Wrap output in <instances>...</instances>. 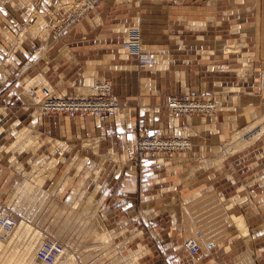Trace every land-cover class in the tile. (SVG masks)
<instances>
[{"label":"crops","instance_id":"0c3cea01","mask_svg":"<svg viewBox=\"0 0 264 264\" xmlns=\"http://www.w3.org/2000/svg\"><path fill=\"white\" fill-rule=\"evenodd\" d=\"M77 1L0 0V193L29 172L56 192L68 177L105 211L97 225L150 212L169 264H190L174 250L190 238L199 264H264V131L224 152L264 113V0H95L54 34L49 19ZM131 29L138 53L125 46ZM37 78L67 93L107 79L115 115L40 112L22 90ZM173 95L214 108L170 115ZM143 132L189 147L138 155Z\"/></svg>","mask_w":264,"mask_h":264},{"label":"rangeland","instance_id":"374dc122","mask_svg":"<svg viewBox=\"0 0 264 264\" xmlns=\"http://www.w3.org/2000/svg\"><path fill=\"white\" fill-rule=\"evenodd\" d=\"M84 1L78 0L77 6H81ZM75 7L73 12L68 15L75 13ZM63 17L65 16H52L49 19L48 27L54 34L59 29V24ZM39 81L37 78L31 82H25L22 90L25 91L26 88L34 85H37L36 87L43 86ZM91 83L76 93H87ZM47 86L49 85L47 84ZM52 89L66 92L60 86L53 85ZM262 116L263 114L256 120L251 121L244 130L234 131L224 143V152L240 148L252 142L261 134L264 131V118ZM253 126L255 129H252ZM258 128L263 130L259 134L256 133ZM52 168L53 166L47 169V174ZM41 179L42 177L38 176L37 173H26L16 180L14 183V185L17 183L15 188L13 185L0 193V213H11L16 219V227L11 232L3 234L0 238L1 246L8 244L20 223H25L31 229L41 233L40 237L47 235L62 243L63 248L68 250L72 256V260H75V264H169V260L162 255L163 251L161 249L164 248L163 245L165 244H156L154 241L155 237H152V234L156 233H151L147 228V223L154 220V218H151L150 212L144 210L139 212L136 209V212H132L131 219L128 217L120 222L116 221V215H112L109 222L110 225L102 227L101 224L97 225V222L104 219L105 211L99 208L100 205L86 200L87 197L79 189H70V186H67L70 178L64 179L65 183L61 184L57 192L55 190L41 189L39 187ZM134 214H136L135 219ZM136 219L141 220L142 224L139 228L142 231L138 227L131 225L133 221H137ZM113 221H116V224ZM40 237L39 240L41 239ZM16 238L13 242L15 245H19L20 240L18 241ZM13 242L10 243L11 245L9 244V249H13ZM38 244L37 241L33 253H36ZM183 247L182 242L178 244V247L176 246L177 249L174 247V250L185 257L190 264H199V259L203 254L201 252V255L191 253L187 248Z\"/></svg>","mask_w":264,"mask_h":264},{"label":"built area","instance_id":"2783aa9c","mask_svg":"<svg viewBox=\"0 0 264 264\" xmlns=\"http://www.w3.org/2000/svg\"><path fill=\"white\" fill-rule=\"evenodd\" d=\"M86 1L87 3L81 8L80 12L77 13V7H75V13L61 18V30L71 24L95 0ZM128 38L125 40V46L130 52L138 53L140 43L137 30L131 29ZM25 90L31 102L43 113L88 114L105 119L114 115L117 107V102L112 96L111 86L107 79H95L92 90L87 93H67L52 90L46 86L40 88L32 87L28 89V92L27 88ZM208 102L213 103L208 97L200 98L199 96L187 97L184 95H173L169 98L167 107L170 115L193 114L211 110L207 108ZM182 141L186 140L180 135L170 136L158 133H141L136 139V151L138 155H143L154 151L172 152L174 150H183L184 148L180 146V142ZM15 221L12 214L0 215V226L4 229L12 228ZM183 245L191 253L201 255L200 246L195 241L187 239L183 241ZM61 252V244L47 237L42 240L37 250V256L43 264H52Z\"/></svg>","mask_w":264,"mask_h":264},{"label":"bare ground","instance_id":"6f19581e","mask_svg":"<svg viewBox=\"0 0 264 264\" xmlns=\"http://www.w3.org/2000/svg\"><path fill=\"white\" fill-rule=\"evenodd\" d=\"M86 3H87V1L85 0L84 3L81 6H77V7H79V11L81 10V8ZM61 29H62V26H61V23H60L59 24V31H61ZM94 81H93V83H94ZM93 83L90 85V87L88 89V92H90L92 90ZM34 86H32V87L35 88L37 85L35 87ZM32 87H28L27 88V92H28V89H30ZM46 87H49V86L46 85ZM49 88L52 89L51 86ZM52 90H55V89H52ZM208 104H210V105H208ZM208 104H207V108H210L212 110L214 108V104L213 103H209V102H208ZM86 115H88V114H86ZM114 115H112V116H114ZM262 117L264 118V113H263ZM253 128H254V126L252 127V129ZM263 130L261 128H258V129H256V133L259 134V132L260 131L262 132ZM245 131H248V130H245ZM183 139H185L186 141L180 142V146L183 147L184 149H186V148L189 147V143H188L186 138L183 137ZM5 214H11V213H0V215H5ZM15 227H16V221H15L14 226L12 228H10V229H4L3 227L0 226V238L6 232H11ZM17 230L14 233L13 237L10 238V240H9V242H8V244L6 246H1L2 244L0 245V264H43V262L37 256V250H38L39 246L41 245L42 240L47 238V237H49V236L44 235L43 237H40L41 233L36 232V230L31 229L30 226L28 224H25V223H20V225H19ZM196 235L199 236V233H197ZM15 237H17L16 239H18V241L20 240V243L16 240L19 243V245H20L19 246V245L16 244L17 246H19L18 249H16L17 246L13 242V240H15ZM39 237L41 238L40 240H39ZM50 238L55 240V241H57L56 239H54L52 237H50ZM190 239L195 241L193 238H190ZM37 241H38L39 244H38L36 253L34 252L35 253L34 254L33 253V249L35 248V244L37 243ZM11 242L14 243V244H12L13 249L12 248L9 249V244ZM57 242H59V241H57ZM195 242L197 243V241H195ZM60 244L62 246V243H60ZM74 261L72 260V256L70 255L69 251L64 249L63 246H62L61 254L57 257V259L52 264H75Z\"/></svg>","mask_w":264,"mask_h":264}]
</instances>
